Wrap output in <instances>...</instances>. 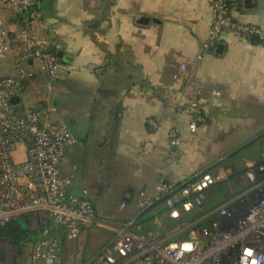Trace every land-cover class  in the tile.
<instances>
[{"label": "crops", "instance_id": "0c3cea01", "mask_svg": "<svg viewBox=\"0 0 264 264\" xmlns=\"http://www.w3.org/2000/svg\"><path fill=\"white\" fill-rule=\"evenodd\" d=\"M211 1L38 0L37 21L27 10L0 6L10 36L25 29L60 45L50 88L37 66L26 62L33 76L25 82L20 102L52 107V119L71 130L75 142L59 169L71 177L70 191L87 190L98 218L106 223L118 226L131 218L138 209L134 200L139 190L153 194L160 179L183 183L209 172L213 163L264 131V45L225 30L220 52L205 49ZM230 11L237 21L264 29V0H231ZM17 64L16 51L11 50L0 60V76L13 74ZM194 98L206 123L190 132L189 118L176 107ZM149 117L158 119L154 130L145 122ZM174 124L182 131L172 152L167 130ZM259 140L212 172L221 173L222 180L235 176L227 193L238 189L242 175L236 172L264 161V146L254 147ZM13 158H25L24 146L16 147ZM121 202L125 206L119 210ZM195 219L180 224L178 219L154 218V230L165 239L185 238L198 225ZM30 220L28 216L33 226ZM32 231L36 238V229ZM55 231L61 258L75 244L78 254L70 264H88L114 234L105 226H87L77 239L67 240L62 227ZM112 264L128 263L115 256Z\"/></svg>", "mask_w": 264, "mask_h": 264}, {"label": "built area", "instance_id": "2783aa9c", "mask_svg": "<svg viewBox=\"0 0 264 264\" xmlns=\"http://www.w3.org/2000/svg\"><path fill=\"white\" fill-rule=\"evenodd\" d=\"M38 0H0L1 5L29 11L38 20ZM231 0H212V18L208 37L203 46L214 50L225 30L264 45V29L237 21L230 11ZM60 45L54 40L38 39L23 29L10 36L0 17V58L16 51L17 68L11 75L0 76V225L26 215L35 225L37 237L31 244L27 264H59L61 242L54 232L62 227L67 240H75L87 226H105L114 232L103 250L89 264H112L115 256L128 264H264V165L249 167L242 174L239 186L244 190L225 204L201 218L217 213L210 225H194L187 237L165 239L158 231L141 233L122 223L114 226L98 218L86 189L70 191L72 180L59 165L66 150L75 142L68 127L52 119L53 108L38 109L24 103H12L10 98L21 96L25 82L33 76L26 62L34 63L50 88L59 67ZM22 64V65H21ZM185 70V65H180ZM214 93H218L214 91ZM21 101V98H20ZM187 116L190 132L206 123L199 100L194 98L176 107ZM151 130L158 119L145 120ZM179 124L167 130L168 146L175 152L181 140ZM24 146L25 158L17 161L13 152ZM223 179L219 172L194 174L183 183L160 179L150 194L139 190L134 203L144 209L155 199L163 198V216L178 219L182 212L202 208V191ZM125 202L119 204L122 210Z\"/></svg>", "mask_w": 264, "mask_h": 264}, {"label": "trees", "instance_id": "16d2710c", "mask_svg": "<svg viewBox=\"0 0 264 264\" xmlns=\"http://www.w3.org/2000/svg\"><path fill=\"white\" fill-rule=\"evenodd\" d=\"M264 165V161L262 163ZM223 166V163L211 168L209 171L212 173L216 171L219 167ZM243 171L236 172V176L242 175ZM234 175H228L225 180L217 181L213 184H210L208 187L204 188L202 191V208L193 207L191 210L182 212L181 219L187 218L189 221L194 220L197 217H200L202 214L214 210L219 206L225 204L227 200L238 192L241 191L242 187L238 185V189L233 193H227V184L229 181H234ZM181 184V183H180ZM165 211L164 199L159 198L155 199L151 205L144 209H137L135 214L131 218L124 219L119 221L118 225L126 223L129 227L141 233H148L155 229V224L153 223L154 218H159L165 222L174 220V218H169L163 216ZM217 218V213L209 214L208 217H205L198 221V224L210 225V223ZM174 224V223H173ZM34 233L30 229L28 224V216L23 215L18 218L12 219L2 225H0V240H6L11 244L19 246V252H22L21 245L24 243H29L34 241ZM1 258V256H0Z\"/></svg>", "mask_w": 264, "mask_h": 264}, {"label": "rangeland", "instance_id": "374dc122", "mask_svg": "<svg viewBox=\"0 0 264 264\" xmlns=\"http://www.w3.org/2000/svg\"><path fill=\"white\" fill-rule=\"evenodd\" d=\"M1 60V58H0ZM56 119V118H55ZM56 121L58 122V120L56 119ZM61 123V122H59ZM261 140H259L258 144H256V146L254 147H259L260 145L264 146V142L261 144V142L264 139V135L262 137H260ZM252 151H255V149ZM262 149H264V147H261ZM247 151H251V150H247ZM230 193H232L233 191H229ZM29 224V223H28ZM29 227L33 230L35 228V225L31 226L29 225ZM27 245L28 243H24L21 245L22 247V252H19V246L15 245V244H11L6 240H0V264H27V254L28 251L27 250ZM77 254L75 252V244H72L69 248V254L65 255L64 257L62 256L61 261L59 264H65L66 261H69L68 264L71 263L72 258H76Z\"/></svg>", "mask_w": 264, "mask_h": 264}, {"label": "water", "instance_id": "95a60500", "mask_svg": "<svg viewBox=\"0 0 264 264\" xmlns=\"http://www.w3.org/2000/svg\"><path fill=\"white\" fill-rule=\"evenodd\" d=\"M252 40L256 41V38H255V37H252ZM221 48H222V45H221V44H218L217 47H216V51L220 52ZM10 101H11L12 103H18V102H20V96H19V95H14V96H12V97L10 98ZM263 135H264V131H263L262 133H260L257 137H255V138L249 140L248 142L244 143L243 145L239 146L238 148H236L235 150H233L232 152H230L229 154H227L226 156H224L222 159H220V160L216 161L215 163H213V164L211 165L210 168H214V167L220 165V164H221L224 160H226L228 157H230L231 155H234L235 153L239 152V151L242 150L244 147H246L248 144H250L252 141L256 140L257 138H259V137H261V136H263ZM107 244H108V243H107ZM107 244H106V245H107ZM106 245H105V246H106ZM105 246H104V247H105ZM104 247H103V248H104ZM103 248H102L97 254H99V253L103 250ZM97 254H96V255H97ZM90 262H91V261H90ZM90 262H89V263H90ZM89 263H88V264H89Z\"/></svg>", "mask_w": 264, "mask_h": 264}]
</instances>
